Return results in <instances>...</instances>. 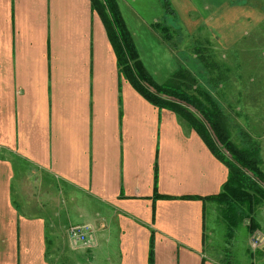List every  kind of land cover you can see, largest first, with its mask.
<instances>
[{"label": "crops", "instance_id": "0c3cea01", "mask_svg": "<svg viewBox=\"0 0 264 264\" xmlns=\"http://www.w3.org/2000/svg\"><path fill=\"white\" fill-rule=\"evenodd\" d=\"M40 171L107 206L93 216L110 225L83 246L118 231L111 264H149L152 237L155 264H217L204 253L209 201L184 196L219 193L228 167L174 111L120 82L91 0H0V264L64 263L53 253L67 254L55 235L67 193L48 198L55 220L45 215ZM155 185L173 198L155 199Z\"/></svg>", "mask_w": 264, "mask_h": 264}, {"label": "rangeland", "instance_id": "374dc122", "mask_svg": "<svg viewBox=\"0 0 264 264\" xmlns=\"http://www.w3.org/2000/svg\"><path fill=\"white\" fill-rule=\"evenodd\" d=\"M169 1L174 14L166 12L164 0H118L128 27L137 34L145 65L159 82L166 81L181 66L189 68L199 84L222 103L233 140L239 145H247L248 140L260 145L264 167V0ZM155 22L169 25V41L154 27ZM37 175V206L41 205L45 215L49 211L54 219L56 213L57 202L48 198L60 189L67 193V208L60 218L62 229L55 232L61 246L67 247V254L60 248L53 254L58 258L62 252L63 264H111V257L118 252V231L113 230L111 237L110 228L101 247L95 244L97 248L83 244L76 247L70 236V228L75 225H90L92 234L99 228L105 230L110 218L93 213L107 212V206L79 189L57 183L44 171ZM42 191L44 194L39 195ZM222 205L209 201L205 208V255L217 264H264V203L255 204L250 215L240 219L232 238ZM251 225H255L254 231ZM257 236L261 241L255 246Z\"/></svg>", "mask_w": 264, "mask_h": 264}, {"label": "trees", "instance_id": "16d2710c", "mask_svg": "<svg viewBox=\"0 0 264 264\" xmlns=\"http://www.w3.org/2000/svg\"><path fill=\"white\" fill-rule=\"evenodd\" d=\"M91 1L116 53L120 82L125 78L151 104L159 109L174 111L197 131L213 154L228 167V178L219 193L184 198H199L223 204L228 235L232 238L240 219L250 215L255 204L264 203V167L260 145L251 140H248L247 145H239L233 140L229 117L222 103L208 88L199 84L198 78L189 68L181 66L166 81L156 80L140 57L118 0ZM164 6L167 13H175L169 0H164ZM154 27L161 30L166 40L171 39L168 24L156 22ZM199 57L206 62L202 54ZM154 198L173 197L159 193L155 185ZM250 228L254 231L255 225ZM148 263L155 264L153 237Z\"/></svg>", "mask_w": 264, "mask_h": 264}, {"label": "built area", "instance_id": "2783aa9c", "mask_svg": "<svg viewBox=\"0 0 264 264\" xmlns=\"http://www.w3.org/2000/svg\"><path fill=\"white\" fill-rule=\"evenodd\" d=\"M93 229L90 225H75L70 228V236L75 244L90 245ZM261 241L260 237H255L254 245Z\"/></svg>", "mask_w": 264, "mask_h": 264}]
</instances>
